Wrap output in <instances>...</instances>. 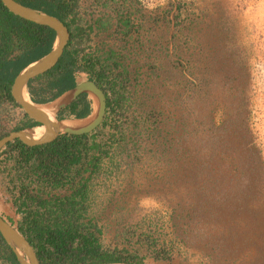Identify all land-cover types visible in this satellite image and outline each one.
<instances>
[{
    "label": "rangeland",
    "instance_id": "rangeland-1",
    "mask_svg": "<svg viewBox=\"0 0 264 264\" xmlns=\"http://www.w3.org/2000/svg\"><path fill=\"white\" fill-rule=\"evenodd\" d=\"M75 11L80 56L105 70L118 104L93 132L98 168L49 194L85 182L101 248L135 263L264 264V0H76ZM22 117L2 102L0 136ZM16 157L0 150V216L14 227Z\"/></svg>",
    "mask_w": 264,
    "mask_h": 264
},
{
    "label": "trees",
    "instance_id": "trees-1",
    "mask_svg": "<svg viewBox=\"0 0 264 264\" xmlns=\"http://www.w3.org/2000/svg\"><path fill=\"white\" fill-rule=\"evenodd\" d=\"M16 1L57 18L69 32L68 43L56 65L27 83L31 102L45 105L57 100L75 88L76 73L88 74L87 80L106 92L102 85L105 70L96 72V63L85 54L80 56L85 31L82 20L77 19L76 0ZM54 41L55 33L51 29L14 16L0 1V104L7 102L19 107L10 95L14 79L28 65L47 55ZM109 89L112 90V86ZM117 104L115 100H107L106 109L114 110ZM90 105L87 95L81 94L68 106L69 112L60 114L57 120L84 119L91 112ZM25 119L12 131L39 126L26 116ZM94 139L93 133L82 136L62 134L42 146L28 147L19 141L5 146L9 152L17 153L12 167L14 180H11L18 188V196L14 199L16 213L20 215L17 230L33 248L39 264H142L140 260L133 262L135 258L123 255L122 251L101 248L96 237L100 231L90 221H85V202L89 198L85 182L81 181L69 196L49 194L51 189L68 184L72 172L78 175L82 170L98 168L106 153ZM89 151L101 154H91L83 164ZM78 166L83 168H75ZM0 252L5 253L0 256L4 261L19 264L1 235Z\"/></svg>",
    "mask_w": 264,
    "mask_h": 264
},
{
    "label": "water",
    "instance_id": "water-1",
    "mask_svg": "<svg viewBox=\"0 0 264 264\" xmlns=\"http://www.w3.org/2000/svg\"><path fill=\"white\" fill-rule=\"evenodd\" d=\"M0 1L7 11L14 16L36 25L48 27L55 33V41L51 51L44 57L24 68L14 79L10 88V95L13 101L20 107L28 119L44 127V133L39 139L30 140L26 138L24 132L33 129L13 131L0 138V150L14 141H19L21 144L28 147H37L51 143L60 133L82 136L93 132L103 121L106 108V97L103 91L92 81L79 83L74 89L68 92L71 101L75 100L80 94H87L93 99L94 103H96L95 114L89 119V121L87 120L86 123L79 126L70 128L65 127V129L61 130L59 128L61 122H56L53 117L52 121L46 113L37 108V105H34L31 102L29 104L23 100V90L28 95L26 91L27 83L30 80L47 73L58 62L69 40L68 29L57 18L23 6L16 0ZM63 107H65V105H62L61 108ZM0 235L14 253L19 264H39L34 250L25 237H23L14 226H11L1 216Z\"/></svg>",
    "mask_w": 264,
    "mask_h": 264
},
{
    "label": "crops",
    "instance_id": "crops-1",
    "mask_svg": "<svg viewBox=\"0 0 264 264\" xmlns=\"http://www.w3.org/2000/svg\"><path fill=\"white\" fill-rule=\"evenodd\" d=\"M77 74V75H76ZM75 74V82H76V84H79V83H82V82H84V81H86V80H79V79H77V76H83V74H80V73H76ZM69 91H67V92H65L63 95H61L57 100H55V101H53V102H51V103H49V104H46V105H42V106H53L54 107V109H53V113L55 114V116H59L60 114H62V113H68L69 111H66V110H69L68 109V107L67 106H69V104L72 102L71 101V99H70V94L68 93ZM87 100H89L88 99V97H87ZM91 102V101H90ZM91 105H90V108H91V112H90V116H91V114L93 113V107H92V102L90 103ZM62 105H65L66 106V109L64 110V111H61L60 110V108L62 107ZM90 116H88L87 118H86V120L90 117ZM84 120V119H83ZM21 122L23 121V117L21 118V120H20ZM81 121L82 120H69L68 122H66V123H68V124H70V125H72V126H78L80 123H81Z\"/></svg>",
    "mask_w": 264,
    "mask_h": 264
},
{
    "label": "bare ground",
    "instance_id": "bare-ground-1",
    "mask_svg": "<svg viewBox=\"0 0 264 264\" xmlns=\"http://www.w3.org/2000/svg\"><path fill=\"white\" fill-rule=\"evenodd\" d=\"M23 100L25 102L29 103V104L31 102L29 96L25 93L24 90H23ZM37 108L41 109L44 113H46L49 116V118L53 121L52 117H53V109H54V107H52V106L45 107V106L37 105ZM95 109H96V106H95ZM67 124L68 123H66V122L64 123L63 122L62 124H60L59 128L61 130H63V129H65V127H68ZM24 133H25L26 138H28L30 140H37L43 135L44 127H41V126L40 127H36L35 129L30 130V131H26Z\"/></svg>",
    "mask_w": 264,
    "mask_h": 264
},
{
    "label": "clouds",
    "instance_id": "clouds-1",
    "mask_svg": "<svg viewBox=\"0 0 264 264\" xmlns=\"http://www.w3.org/2000/svg\"><path fill=\"white\" fill-rule=\"evenodd\" d=\"M82 74H83V73H82ZM86 81H87V80H86ZM84 82H85V81H84ZM76 85H77V84H76ZM26 91H27V85H26ZM70 91H71V90H70ZM27 93H28V91H27ZM80 95H81V94H80ZM80 95H79V96H80ZM86 95H87V94H86ZM28 96H29V94H28ZM79 96H78V97H79ZM87 97H88V99H89V101H90V100H91V99H90V96L87 95ZM29 98H30V97H29ZM30 101H31V100H30ZM73 101H74V100H73ZM73 101H72V102H73ZM91 101H92V100H91ZM72 102H71V103H72ZM31 103H32V102H31ZM71 103H70V104H71ZM90 103H91V102H90ZM32 104H33V103H32ZM70 104H69V105H70ZM34 105H35V104H34ZM45 105H46V104H45ZM39 106H42V105H39ZM67 107H68V106H67ZM19 108H20V107H19ZM64 108L66 109V106L63 107V108H60V110L62 109L61 111H64V110H65ZM107 110H108V109L105 108V113H104L103 121L105 120V117H106V115H107V113H108ZM66 111H68V110H66ZM22 112H23V111H22ZM25 116H26V115L23 113V117H25ZM88 116H90V115H88ZM88 116H87V117H88ZM26 117H27V116H26ZM87 117H86V118H87ZM53 118L55 119L56 122H61V124H62L63 122L65 123V121L68 122L69 120H75V119H67V120L59 121V120H57V116H55L54 113H53ZM86 118H84V119H86ZM81 120H83V119H81ZM103 121H102V123H103ZM68 123H69V122H68ZM102 123H101V124H102ZM101 124H100V125H101ZM38 125H39V124H38ZM100 125H99V126H100ZM68 126H69V128H70V126H71V127H74V126H72V125H70V124H69ZM99 126H98V127H99ZM36 127H40V125H39V126L32 127V128L22 129V130L35 129ZM41 127H42V126H41ZM98 127H97V128H98ZM97 128H96V129H97ZM96 129H95V130H96ZM95 130H94V131H95ZM18 131H19V130H18ZM94 131H93V132H94ZM11 132H13V131H11ZM11 132H10V133H11ZM93 132H91V133H93ZM91 133H89V134H91ZM7 135H8V134H7ZM59 135H62V133H60ZM9 224H10V223H9ZM10 225H11V224H10ZM11 226H13V225H11ZM15 228L17 229V227H15ZM17 231H18V230H17ZM32 249H33V248H32Z\"/></svg>",
    "mask_w": 264,
    "mask_h": 264
},
{
    "label": "flooded vegetation",
    "instance_id": "flooded-vegetation-1",
    "mask_svg": "<svg viewBox=\"0 0 264 264\" xmlns=\"http://www.w3.org/2000/svg\"><path fill=\"white\" fill-rule=\"evenodd\" d=\"M83 76H84L85 80L88 79V74L84 73ZM87 81H88V80H87ZM92 82H93V81H92ZM101 90H102V89H101ZM102 91H103V90H102ZM103 93H104V95H105V97H106V102H107V100H109V98H108V94H106V92H104V91H103Z\"/></svg>",
    "mask_w": 264,
    "mask_h": 264
}]
</instances>
